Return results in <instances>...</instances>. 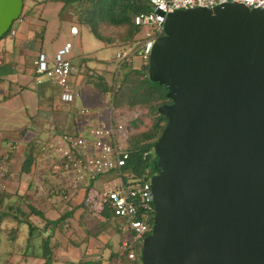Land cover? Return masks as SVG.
<instances>
[{"label": "water", "instance_id": "95a60500", "mask_svg": "<svg viewBox=\"0 0 264 264\" xmlns=\"http://www.w3.org/2000/svg\"><path fill=\"white\" fill-rule=\"evenodd\" d=\"M23 10L0 0V39ZM148 73L171 102L142 264H264V9L169 13Z\"/></svg>", "mask_w": 264, "mask_h": 264}, {"label": "built area", "instance_id": "2783aa9c", "mask_svg": "<svg viewBox=\"0 0 264 264\" xmlns=\"http://www.w3.org/2000/svg\"><path fill=\"white\" fill-rule=\"evenodd\" d=\"M228 2L241 3L251 9H264V0H150L151 9L135 16L136 25L143 28L141 36L134 44L116 53L117 67L121 68L126 63L131 66L134 58L138 56L149 65L155 42L165 33V22L169 13L200 6L213 8ZM22 21L23 16L14 22L10 29L12 36L17 35ZM71 33H79L77 25H72ZM72 49L73 43L69 41L55 55L39 52L34 61L35 84L39 86L50 82L55 85L59 90L60 100L67 105L76 97L71 80L74 63L68 58ZM132 118L112 107L109 121L91 124L87 131L79 134H59L55 126H51L43 139L45 142L40 153L47 158L42 163L50 161L49 165H42L53 167V184L65 191V200H69L75 191L85 188L80 186V182L86 179L103 176L119 179L117 185L109 188L106 185L101 190L91 187L85 202L95 213L109 207L116 217L123 220L120 226V249L127 255L126 264H142L143 244L152 232L154 222L151 220V213L155 217V209L151 177L137 182L134 179L127 180L122 173L131 157L129 122ZM53 159L56 161L54 164ZM6 170L5 166L0 168V188L5 184Z\"/></svg>", "mask_w": 264, "mask_h": 264}, {"label": "crops", "instance_id": "0c3cea01", "mask_svg": "<svg viewBox=\"0 0 264 264\" xmlns=\"http://www.w3.org/2000/svg\"><path fill=\"white\" fill-rule=\"evenodd\" d=\"M55 2H60V0H24L23 21L20 25V29L17 35L12 36L10 33L8 36L0 40V64H2L0 65V102L5 101V104L3 105L4 108L2 109L6 110L7 115L9 116L8 120H3V126H0L3 127L0 130V154H2L6 150V148L11 146V141L14 140V132L18 133L22 130H26L25 135L20 140L17 150H15L13 154H8L9 162L7 164V169L9 170V175L7 176L5 181L7 189H9V177L11 176V178H14L13 175H15V173L11 172L10 168H12V164L14 163L13 161L17 157L18 153H21L18 155V160L22 165L28 153L35 156L31 172L25 173L27 175H35L37 169L43 170L44 166L42 164L47 163L49 165L50 161H45V163H42L45 159L47 160V158L43 157V155H41L40 153V149L45 142L43 139L46 138L47 130L49 129V127L55 126L56 131L59 134H79L87 131L88 126L91 124L109 121L112 113V108L108 107V109L106 108L107 106L104 107V104L99 99V97L107 98V96H104L102 94L99 95L92 93V95L95 97L99 96L96 97V102L99 104H96L94 100H92V102H86L85 98L82 99L81 104L76 103L77 101L75 102V104H73V102L75 101L74 100L71 104L67 105L60 100L59 90L55 85L51 84L50 82H45L44 84L39 86L35 84L34 79L36 74L34 61L36 60L39 52L47 53L42 46H39L38 48L36 47V42L44 39L48 31L49 19L44 16L42 11H44V9L46 10L48 6L46 10L48 13V10L50 11L52 8H49V5ZM66 5L71 6L75 4H71L70 2L66 3ZM37 6L40 11L35 10ZM68 11H71L70 7H68ZM59 14H61V12ZM72 19H75V17H72ZM72 25L78 26L79 33L77 35H73L71 33ZM71 27V36L74 38H78L81 35L83 26H81L78 22H73L71 24ZM102 43L98 47L96 46V48H92V51L88 52L87 58L84 56V58H81L79 61L78 59H75L73 61L74 71L72 75V84L74 86V90H76L77 88L76 82L74 81L75 69L80 66L81 69L82 66L85 67L83 65L85 58L88 60L85 63L86 67L91 66L95 69L98 68V66H101V64H103L102 62L106 61L104 60V58L98 57V54H100L102 48H104L102 47ZM103 45L107 46L105 44ZM25 54L30 55V57L32 56L33 59L31 60L27 58ZM51 55L53 54L51 53ZM90 59L93 62L90 61V63ZM55 88H57L58 91H55ZM79 92L80 91H78V93L76 94V97ZM79 97L81 98V96ZM57 101L62 103L60 109L57 106ZM89 104H91L92 106ZM4 110L2 111L5 112ZM20 146H22L21 149ZM30 148L33 149L31 150V152ZM38 153L40 154V156ZM54 163H56V161L53 159L52 164ZM49 168H51L52 170L53 167L50 166ZM33 180L34 179H31V182L24 193H27L28 195L32 194L34 198L37 199L35 189L33 188ZM50 184V191L48 192L49 194H52V190H62L60 186L53 184V180L50 181ZM39 186L42 187L38 184V189L40 188ZM79 190L80 192L77 195L76 199L72 197L73 195L69 200H65L62 196V202H67L68 204V207L66 209L64 208L65 206H60V204H54L55 207L52 206V209L49 207H42L41 209L44 211L45 215L52 220L59 218L66 212L73 213L71 217L73 216L74 218H71V221L74 222V226L76 228L79 223L77 224L74 219L78 217L79 221H81V214L83 211H85L82 205V202L86 197L85 188H80ZM78 191H75L74 193ZM42 206H45V204ZM57 212L59 215L56 214ZM36 224H38L40 227H43L44 221L42 222L41 220ZM68 224L69 223H66L61 228H59V230H56L54 237L52 238L51 245L54 246L55 258L53 264L62 263L60 262L62 261V258L57 253L62 250H64L66 254V258L64 259L65 262H63L64 264H73L76 261L82 260L83 257H85V259L87 260L93 258V248L89 249V246H92L91 239L95 238L90 235L88 238L85 237V239H83L82 241L75 240L73 234L74 231L72 229L67 230V227L69 228ZM79 226L82 227V224L80 223ZM26 233L27 231L25 230L23 235H21L20 237V239L22 238V241L24 242L26 240ZM62 236H64V238ZM118 246L119 245H117L114 250H117ZM21 262H23V264H43V260H41L40 258H28V260H25L22 255Z\"/></svg>", "mask_w": 264, "mask_h": 264}, {"label": "trees", "instance_id": "16d2710c", "mask_svg": "<svg viewBox=\"0 0 264 264\" xmlns=\"http://www.w3.org/2000/svg\"><path fill=\"white\" fill-rule=\"evenodd\" d=\"M66 2L77 5L79 14L78 23L90 29L103 44L114 45L120 42L125 46L124 48L134 44L141 36L143 28L136 25L135 16L140 12L151 9L150 0H67ZM106 23L113 27L109 34L110 37L106 36L102 29V26ZM115 28L116 32L113 34L112 32L115 31ZM10 33L9 31L4 37ZM131 66H128L126 63L121 68L117 67L115 72L123 70L124 68H127L126 70L128 71L124 70L120 82H118V79L110 89L105 88L102 95H106L109 93L108 91L113 92L114 103L112 105L115 109H119L122 106L134 107L136 105H141L148 109L147 116L151 117L152 124L146 131L130 134L129 149L131 157L122 170L123 176L127 180L134 179L138 182L147 180L158 171L154 146L166 125V118L159 112V107L170 103L171 100L167 97L168 90L166 86L160 85L149 78V65H143L139 69L131 68ZM140 122L136 120L132 124V127L137 128ZM25 133L26 130L13 133L14 140L11 141V146L0 154V168L3 166L7 167L9 162L8 154H13L17 150L20 140ZM34 157L30 153L26 155L21 168V174L31 172ZM8 175L9 170L7 169L5 177L7 178ZM5 181L6 179L4 183ZM90 188L87 187L85 189L86 195ZM51 192L54 196L60 194L64 197L65 195V191L62 190H52ZM35 200L37 199L27 193L20 191L11 192L7 189L6 183L0 188V260L2 259L3 253L2 247L6 242L9 248L6 251L8 258L15 256L18 253L16 249L19 248V252L20 254L22 253L21 255L25 260H28V258H40L43 260V264H53L55 259L54 246L51 245V242L56 230H59L66 223H69L67 230L75 229V224L71 221V218H74L73 216L71 217L73 213L66 212L55 220L49 219L41 207L36 205ZM82 205L83 209L90 210L85 200L82 202ZM96 213L102 219H105V223L111 217H116L113 210L109 207ZM33 215L40 217L42 222L44 221L43 227H40L34 222ZM151 215V220L154 222L153 212ZM7 221L14 222V226L7 229L5 227ZM74 221L77 224L83 223L82 218L79 221L78 217ZM23 230L27 231L24 247L17 244V241L24 233ZM117 232L121 237V229H118ZM5 233H8L7 238ZM9 246H12L11 250ZM110 256L111 258L118 257L123 264L128 263L127 255L123 253L120 247L117 251H113ZM105 263L102 259L98 261L85 259L83 264Z\"/></svg>", "mask_w": 264, "mask_h": 264}, {"label": "rangeland", "instance_id": "374dc122", "mask_svg": "<svg viewBox=\"0 0 264 264\" xmlns=\"http://www.w3.org/2000/svg\"><path fill=\"white\" fill-rule=\"evenodd\" d=\"M66 1L60 0V2H55L53 4L49 5V8H51V10H48L47 13V8L46 10L44 9L43 14L45 17H47L48 20V31L46 33V36L44 37V39H41L40 41H37V45L36 47L38 48L39 46H42L43 49H45V51L49 54H53L55 55L58 51L59 48H61L62 46L65 45L66 41H71L72 43H74V48L72 49V52L68 55V58L71 59L72 61H74L75 59H78V61L81 58H84V56L87 58L88 52L92 51V48H96V46L98 47L99 45H101V41L99 39H97V37L91 32L90 29L86 28L83 26L81 35L78 38H74L71 36L70 34V27L71 24L73 22H78V18H79V14H78V10H77V5H71L68 6L66 5ZM72 4V3H71ZM68 7L71 8V13L68 11ZM35 10H38V6L36 7ZM61 12V14H59ZM72 17H75V19H72ZM73 21V22H72ZM112 26L108 25L107 23L104 24L102 26V29L104 31V34L108 37H110V31L112 30ZM118 31V30H117ZM116 32V28L115 31H113L112 33L114 34ZM8 34V33H7ZM6 34V35H7ZM12 37V36H11ZM102 50L101 53L98 54V57L100 58H104V60H106L105 62H102L103 64H101V66H98V68H92L90 67H86L85 63L88 61L86 58L84 60V66L78 67L77 69H75V78L74 81L76 82V90L75 93L77 94L78 91L79 94L77 95V97L75 98V101L73 102V104L78 103L81 104L82 99L86 98V102L90 101L92 102V100H94V102L96 104H99L96 102V97L99 96H93L92 93L94 94H102V92H104V89H110L113 84L115 82H117V80L119 79L118 82H120L121 77L124 73V70H126L125 68L123 70H120L118 72L116 71V67H117V58H116V53L118 51H120L122 48H124L125 46L122 45L120 42H118L117 44L114 45H107L104 46L102 43ZM27 58L29 59H33V57L30 55H27ZM38 57V55H37ZM36 57V59H37ZM93 62L91 59L89 60V62ZM90 62V63H91ZM96 63V62H95ZM2 65V64H0ZM133 66H131V68L133 67L134 69H139L142 68L143 65H148V63H144L143 60L141 59L140 56L135 57L134 61H133ZM3 67V66H2ZM94 67V66H93ZM100 67V68H99ZM114 71V72H113ZM128 71V70H126ZM125 71V72H126ZM111 75V77H110ZM72 81H73V76L71 77ZM120 84V83H119ZM57 90V88H55V91ZM58 91V90H57ZM109 93H107L106 95L103 94L104 96H107V98H100L99 99L102 101V103L104 104V107L107 106L106 108H112L113 107V92L108 91ZM81 96V98L79 97ZM91 97V98H90ZM89 98V99H88ZM22 102V101H21ZM23 103V102H22ZM58 108L60 109V107L62 106V103L60 102H56ZM5 104V101H1L0 102V126H3V120L9 119V116L7 115V111L2 109L4 108L3 105ZM91 105V104H89ZM92 106V105H91ZM108 108V109H109ZM125 115H129L132 118V120H130V127H131V131L130 134L132 133H140L143 131H146L147 129L150 128L151 124H152V120L150 116H147L148 114V109L146 107H143L141 105H136L134 107H128V106H122L121 108H119ZM2 110H4L5 112H3ZM146 112H143L145 111ZM6 113V114H5ZM26 119V117H25ZM139 120L140 125L137 128H133L132 124L136 121ZM20 127V126H19ZM3 127H0V130ZM1 136V135H0ZM22 148V146H20V149ZM31 150H33L32 148H30V152ZM155 153V152H154ZM21 153H18V155ZM18 155L17 157L14 159V163L12 164V168L11 172L15 173L14 178H11V176L9 177L10 180L8 179V186H9V190L15 192V191H20L23 192L27 190L28 185L31 182V179L33 180V188L35 189V193L37 195V200H35L36 205H39L42 207H49L52 209V206L58 205L60 204V206H65L64 208L66 209L68 207L67 202H62V196L60 194L57 195H53V194H49L48 192L49 190V185L50 181L54 180V171L53 168L51 170V168H49L50 166H44L45 169L41 170V169H37L36 174L35 175H27V174H21V167L22 164L21 162L18 160ZM156 155V154H155ZM157 156V155H156ZM118 178L115 177H110V176H103V177H93V178H89L86 179L82 182H80V186H83L85 188L87 187H93L96 189H103L104 186L106 185V187H112L113 185H117L119 183ZM41 185L42 187H40L38 189L37 185ZM80 190L76 193H73L72 197H74V199H76L77 195L79 194ZM49 195H51L49 197ZM30 196H33L32 194H30ZM34 197V196H33ZM44 198V199H43ZM51 198V199H50ZM38 203V204H37ZM45 206H42L44 205ZM26 208V207H25ZM90 209V208H89ZM26 210L28 211V209L26 208ZM58 214V212L56 213ZM54 214V215H56ZM59 215V214H58ZM82 217V228L81 226H79V224L76 226V228L73 230V234L75 237V240H83L85 239V237H89L90 235L93 236L95 239H91L92 240V246H89V249L93 248V258L89 259L90 261H98L99 259H102L103 262H106L105 264H123V262L118 258V257H112L111 258V254L113 253V251H117L120 247V235L118 234L117 230L121 229L120 226H122L123 224V220L119 217H111L109 220H107V222L105 223V219H102L101 216H99L97 213H95L94 211H92L91 209L88 210L86 209L85 211L82 212L81 214ZM33 219L34 222H39L41 221V218L38 216H34L33 215ZM10 221V220H8ZM5 224V227L8 229L12 226H14V222H8ZM75 227V226H74ZM78 227V229H77ZM153 227V226H152ZM24 232V230H23ZM7 234L6 238H7ZM23 235V234H22ZM64 238V236H62ZM18 245H22L23 247L25 246V242L22 241V238L17 241ZM118 246L117 250H114L115 247ZM10 250L12 249V246H9ZM8 248V243L5 242V244L2 247V259L0 260V264H23V262H21V254L18 252L15 254V256L13 257H9L6 255V251ZM16 250H20L19 248H17ZM59 254V256L62 258L60 262V264H64L63 262L64 259L66 258V254L64 252V250L57 252ZM58 256V257H59ZM85 262V257L82 258V260L76 261L73 264H83ZM59 264V263H57ZM68 264V263H66Z\"/></svg>", "mask_w": 264, "mask_h": 264}]
</instances>
